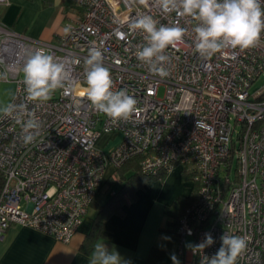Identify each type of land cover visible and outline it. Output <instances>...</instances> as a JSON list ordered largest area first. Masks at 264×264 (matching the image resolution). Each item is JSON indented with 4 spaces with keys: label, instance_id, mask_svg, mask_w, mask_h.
<instances>
[{
    "label": "built area",
    "instance_id": "2783aa9c",
    "mask_svg": "<svg viewBox=\"0 0 264 264\" xmlns=\"http://www.w3.org/2000/svg\"><path fill=\"white\" fill-rule=\"evenodd\" d=\"M62 1L81 13L54 44L29 39L0 23V73L8 77L0 83L15 85L11 102H25L21 69L27 52L43 48L67 60L71 79L83 84L85 57L96 46L103 51L114 90L126 89L137 99L138 115L114 124L79 89L57 90L48 102L29 103L40 135L28 145L20 138L21 126L1 115L0 238L18 226L68 244L109 171L138 159L144 177L179 168L196 186L195 199L176 226L182 264L210 259L224 234L247 239L236 264H264V34L256 47L225 49L205 60L195 50L197 21L191 17L165 14L133 0ZM9 4L0 0V7ZM138 14L153 16L158 26L186 29L182 42L165 50L170 58L166 77L154 75L136 58L146 43L141 30L129 27ZM110 134L120 136L118 143L99 148L102 135ZM207 235L214 243L199 248ZM189 238L194 241L192 260L186 257Z\"/></svg>",
    "mask_w": 264,
    "mask_h": 264
},
{
    "label": "clouds",
    "instance_id": "9594fccd",
    "mask_svg": "<svg viewBox=\"0 0 264 264\" xmlns=\"http://www.w3.org/2000/svg\"><path fill=\"white\" fill-rule=\"evenodd\" d=\"M134 3L156 7L165 14L175 13L197 21L195 50L200 58L210 59L225 49L241 51L256 47L264 34V0H133ZM130 29L141 30L146 43L135 55L138 61L146 64L149 70L161 78L169 73L165 67L169 56L165 50L175 48L182 42L186 29L177 25L160 24L151 15L138 14L130 23ZM71 31L64 29L65 34ZM78 63V61H77ZM85 80L81 84L73 80L68 71V61L59 60L43 48L27 52V59L21 69L25 86V102H9L0 105V114L10 117L21 126V140L24 145L35 142L40 135V123L29 103L41 104L52 99L57 90H77L86 97L90 106L107 116L114 124L128 121L137 112V99L126 89L114 90L110 70L104 66V54L101 48L93 46L84 60ZM7 73H0V80H6ZM27 117V119H25ZM197 121V127H200ZM222 245L210 259L203 258L201 264H236L238 256L246 249L247 239L243 236L224 234ZM214 243L211 235L206 236L199 248ZM89 264H121L117 252L109 251L102 240H97L89 257ZM173 264L179 262L173 257Z\"/></svg>",
    "mask_w": 264,
    "mask_h": 264
},
{
    "label": "crops",
    "instance_id": "0c3cea01",
    "mask_svg": "<svg viewBox=\"0 0 264 264\" xmlns=\"http://www.w3.org/2000/svg\"><path fill=\"white\" fill-rule=\"evenodd\" d=\"M9 3L7 7H0V17L6 27L16 32L15 24L7 19L13 14L11 0ZM59 38L58 36L56 42ZM14 93L13 83H0V105L11 102ZM106 136L110 138L107 149L120 140L118 134ZM113 173L115 172L108 173L102 188ZM181 173L177 168L162 182L149 181L137 191L135 200L122 208L121 215H112L104 222L106 238L99 240L106 244L110 252L114 250L119 254L121 264H147L152 250L163 251L155 264H173V257L179 264L183 263L175 237L178 217L182 214L172 217L165 212L176 200L187 199L192 195L182 183ZM91 209L93 214L89 216L87 213L81 227L68 244L57 242L51 236L28 228L10 227L0 238V264H89L93 249L89 254L80 249L96 215V208ZM185 248L187 259L192 260L193 239L187 240Z\"/></svg>",
    "mask_w": 264,
    "mask_h": 264
},
{
    "label": "rangeland",
    "instance_id": "374dc122",
    "mask_svg": "<svg viewBox=\"0 0 264 264\" xmlns=\"http://www.w3.org/2000/svg\"><path fill=\"white\" fill-rule=\"evenodd\" d=\"M11 3L13 4V14L7 19L11 24H15L16 32L41 43L54 44L58 36L66 35L64 32L66 27L76 24L81 13L80 10L62 0H11ZM0 23L4 25L2 17H0ZM163 95L164 89L160 88L158 98H162ZM109 139V136L102 135L98 142L99 148L106 150L110 144ZM181 172L182 183L186 189H189L191 193L195 192L196 186L186 178L184 170ZM113 175L115 177V173ZM149 181L144 182V186ZM105 187L95 197V202L98 205L104 204L111 197L112 190L106 193L108 186ZM119 187L120 184L113 185L114 190H119ZM92 214L93 210L89 209L88 215Z\"/></svg>",
    "mask_w": 264,
    "mask_h": 264
},
{
    "label": "trees",
    "instance_id": "16d2710c",
    "mask_svg": "<svg viewBox=\"0 0 264 264\" xmlns=\"http://www.w3.org/2000/svg\"><path fill=\"white\" fill-rule=\"evenodd\" d=\"M166 178L164 173H159L155 177H144L139 170V160L133 159L128 161L120 169L115 171L114 175L106 182L108 189L106 193L112 190L111 197L103 205H98L95 200L91 204L90 208H96V215L94 217L91 229L86 236L81 251L85 254H89L93 249L94 244L100 238H106L104 234V222L112 215H121L122 208L128 206L136 198L138 190L144 187V182L157 181L162 182ZM189 179L188 177H186ZM120 184L119 190H114L113 185ZM3 186V178L0 174V192ZM195 192L187 199H178L166 208L165 212L172 217H176L178 214H183L185 209L194 201ZM181 216V215H180ZM179 216V217H180ZM178 217V220H179ZM176 237V230H175ZM162 250H152L149 254L147 264H155L161 258Z\"/></svg>",
    "mask_w": 264,
    "mask_h": 264
}]
</instances>
